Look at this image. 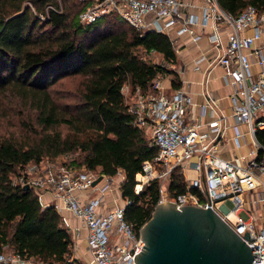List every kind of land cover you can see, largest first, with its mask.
Wrapping results in <instances>:
<instances>
[{
    "label": "built area",
    "instance_id": "2783aa9c",
    "mask_svg": "<svg viewBox=\"0 0 264 264\" xmlns=\"http://www.w3.org/2000/svg\"><path fill=\"white\" fill-rule=\"evenodd\" d=\"M79 1L85 4L79 11L82 22L114 13L140 33L165 32L173 42L182 33H189L194 41L203 36L209 40L212 50L195 56V68L200 69L203 61L207 62L208 72L214 65L223 68V79L232 88L233 137L237 144L249 139L251 146L232 156L223 154L221 138L230 123L219 105V97L207 94V100L196 103L183 84L165 90L158 73L151 89H128V110L133 122L150 132V143L157 147L156 154L145 159L136 171L134 190L140 192L146 183L157 178L158 201L169 198L178 205H211L253 248L252 264H264V142L256 136L258 128H264V8L249 4L233 13L220 0ZM50 7L55 8L48 4L47 9ZM192 7L199 11L191 10ZM57 9L61 10L62 5ZM154 53L155 48H143L142 57L148 60ZM241 123L247 125L246 130L240 127ZM175 167L182 171L193 168L197 174L186 177L185 191L171 194L168 184ZM101 174L97 169L41 159L28 162L12 180L33 186L43 204H49L44 192L52 193L53 204L69 230L71 224L65 210L80 220L86 228L85 264H134L135 253L143 248L144 239L140 227L137 229L125 216L126 205L132 199L123 198V179L115 174L103 173L94 183ZM109 196L115 203L110 209L105 207ZM0 264L45 263L5 250L0 251Z\"/></svg>",
    "mask_w": 264,
    "mask_h": 264
},
{
    "label": "trees",
    "instance_id": "16d2710c",
    "mask_svg": "<svg viewBox=\"0 0 264 264\" xmlns=\"http://www.w3.org/2000/svg\"><path fill=\"white\" fill-rule=\"evenodd\" d=\"M220 2L233 13L249 4L264 8V0ZM48 4L55 8L47 9ZM72 5L77 7L70 15ZM84 5L79 0H0V90L14 84L28 91L39 120L48 128L21 142L0 136V251H18L45 264L85 263L73 256L72 233L56 206L43 204L33 186L23 187L12 176L28 162L79 150L80 159L70 162L76 166L99 168L109 175L124 170L122 196L132 199L125 216L138 229L158 201L159 181L154 178L136 192L135 173L157 147L150 143L146 128L133 122L123 86L129 81L132 88L147 91L155 76L165 71L173 72V87L182 85L177 70L139 52L140 46L155 48L176 62L177 49L167 33H140L114 13L82 22L79 11ZM74 73L84 75L83 87L73 109L62 112L50 85ZM256 136L264 142V128H258ZM168 188L171 194L186 190L180 167L172 170Z\"/></svg>",
    "mask_w": 264,
    "mask_h": 264
},
{
    "label": "water",
    "instance_id": "95a60500",
    "mask_svg": "<svg viewBox=\"0 0 264 264\" xmlns=\"http://www.w3.org/2000/svg\"><path fill=\"white\" fill-rule=\"evenodd\" d=\"M140 232L144 246L134 264H252L254 258L245 238L211 205L157 201Z\"/></svg>",
    "mask_w": 264,
    "mask_h": 264
},
{
    "label": "rangeland",
    "instance_id": "374dc122",
    "mask_svg": "<svg viewBox=\"0 0 264 264\" xmlns=\"http://www.w3.org/2000/svg\"><path fill=\"white\" fill-rule=\"evenodd\" d=\"M63 2V0H60ZM66 2V1H65ZM76 5L70 7L72 15L76 10ZM119 22V21H118ZM142 46L139 47V52L143 51ZM178 52V51H177ZM149 61L161 63L171 70H180L179 58L176 62H170L164 58L162 52L156 50V53L152 54V57L148 58ZM175 67V68H174ZM165 76H170V71L162 72ZM84 75L82 73H74L66 75L55 83L50 85V93L52 98L55 100L57 107L62 112H67L73 109L74 104L79 100V90L83 87ZM128 84L129 86H127ZM131 89L132 86L129 81H127L123 86V92L126 97V101L131 100V95L128 89ZM142 90V89H141ZM67 110V111H66ZM57 128L65 129V125H59ZM48 129L45 125L39 120L38 116V107L36 106V101L33 100L31 94L28 91H23L17 85L9 84L3 87L0 90V136H10L18 140L19 142L27 140V137H34L40 132ZM145 134L149 138L150 132L146 130ZM245 152V151H243ZM80 151L72 150L67 153H63L56 157L55 159L43 158L48 161H64L70 163L72 159H80ZM73 166H76L73 163H70ZM82 167V166H78ZM99 170V168H97ZM184 178L187 183V178L194 177L197 172L193 168H187L186 174L183 171ZM115 176L120 179H124L125 172L123 169H119ZM171 179V178H170ZM159 181V180H158ZM147 184V183H146ZM145 184V185H146ZM23 186V185H22ZM47 199L46 196H44ZM121 200V199H120ZM108 201L106 202V204ZM113 203L109 202L108 205L111 207ZM227 204L233 206L230 200H227ZM241 214L244 218H247V214L244 210L241 211ZM82 258L78 259L85 263L86 256L84 257L81 254Z\"/></svg>",
    "mask_w": 264,
    "mask_h": 264
},
{
    "label": "crops",
    "instance_id": "0c3cea01",
    "mask_svg": "<svg viewBox=\"0 0 264 264\" xmlns=\"http://www.w3.org/2000/svg\"><path fill=\"white\" fill-rule=\"evenodd\" d=\"M191 10L199 11L197 7L191 8ZM177 35V34H176ZM177 49V59L179 58V64L182 70H177L178 76L182 79V86L187 90L189 89L193 99L196 103H201L207 100V94H211L219 97V105L222 112L226 115L230 127L227 129V134L221 138V151L223 154L232 156L236 152L246 151L251 146L249 139H244L240 141V144L236 143L233 137L234 129L232 124L234 123V118L232 115V99L231 91L232 88L226 84L223 79V68L220 65L212 66L211 70L208 72L206 70L207 62L203 61L201 63L202 67L200 69L195 68L194 58L200 53V51L210 52L211 43L206 38V36L201 37L198 41H194L189 33H182L177 35V39L174 41ZM258 69V67H255ZM166 72V71H165ZM170 76H165L162 72H159L158 78L165 90H169L172 86L173 72H170ZM240 127L243 130L247 129L245 123H241ZM186 174V170L184 171ZM85 193H83L84 195ZM47 199H45V197ZM46 202L53 203L54 196L50 192H44L43 194ZM108 203L112 202L111 207L106 204V208L114 207L115 203L112 197L107 198ZM48 204V203H47ZM65 214L68 216L71 227L72 237L74 239L73 244V256L81 257V254L87 259L88 250L86 247V228L82 225L80 220L72 214V212L65 210Z\"/></svg>",
    "mask_w": 264,
    "mask_h": 264
}]
</instances>
